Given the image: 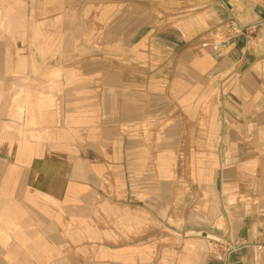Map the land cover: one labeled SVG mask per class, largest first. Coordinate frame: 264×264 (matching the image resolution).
Listing matches in <instances>:
<instances>
[{"label": "crops", "instance_id": "1", "mask_svg": "<svg viewBox=\"0 0 264 264\" xmlns=\"http://www.w3.org/2000/svg\"><path fill=\"white\" fill-rule=\"evenodd\" d=\"M13 1L0 264H264V0Z\"/></svg>", "mask_w": 264, "mask_h": 264}, {"label": "rangeland", "instance_id": "2", "mask_svg": "<svg viewBox=\"0 0 264 264\" xmlns=\"http://www.w3.org/2000/svg\"><path fill=\"white\" fill-rule=\"evenodd\" d=\"M6 4H7V6H6ZM14 5H16V1H13V0H0V41H2V39H3L2 36L5 35V32H4L5 24L8 22L7 11L8 10H12V11L15 10V9H13ZM230 22L231 21H228V23L225 25L224 32H225L226 36L227 37H234L236 35L242 34L243 31L241 33H239V34H229L228 30L230 29L229 28ZM38 101H40V100H38Z\"/></svg>", "mask_w": 264, "mask_h": 264}, {"label": "built area", "instance_id": "3", "mask_svg": "<svg viewBox=\"0 0 264 264\" xmlns=\"http://www.w3.org/2000/svg\"><path fill=\"white\" fill-rule=\"evenodd\" d=\"M229 34H239L243 31V28L240 27L238 24H236L234 21L231 20L230 25H229ZM232 247V245L230 246ZM225 264H230L228 261L225 262Z\"/></svg>", "mask_w": 264, "mask_h": 264}]
</instances>
